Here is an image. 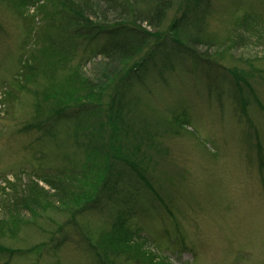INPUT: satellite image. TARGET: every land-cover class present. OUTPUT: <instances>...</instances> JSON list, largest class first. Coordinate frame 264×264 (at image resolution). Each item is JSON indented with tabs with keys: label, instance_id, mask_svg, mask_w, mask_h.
I'll return each mask as SVG.
<instances>
[{
	"label": "rangeland",
	"instance_id": "obj_1",
	"mask_svg": "<svg viewBox=\"0 0 264 264\" xmlns=\"http://www.w3.org/2000/svg\"><path fill=\"white\" fill-rule=\"evenodd\" d=\"M41 5L51 7L46 0H0V198L9 182L24 186L42 172L63 170L78 180L86 174L85 188L98 180L93 153L77 136L79 121L34 124L37 106L51 102L45 88L64 84L80 60L90 68L104 39L66 62L52 60ZM205 24L214 50L225 47L215 65L177 56L161 75L155 70L146 83L137 78L128 86L132 120L145 123L137 129L143 142L129 137L126 151L143 159L138 171L123 164L118 190L95 209L79 215L48 209L0 236V246L14 252L0 254V264H99L93 246H102L100 239L117 253L106 264H264V0H214ZM44 54L53 69L26 72ZM229 70L243 74L258 102L233 100L241 91ZM73 95L68 91L70 108Z\"/></svg>",
	"mask_w": 264,
	"mask_h": 264
},
{
	"label": "trees",
	"instance_id": "obj_2",
	"mask_svg": "<svg viewBox=\"0 0 264 264\" xmlns=\"http://www.w3.org/2000/svg\"><path fill=\"white\" fill-rule=\"evenodd\" d=\"M46 1L51 7L45 8L43 4L37 10L42 12L38 19L45 22L43 39L52 60L63 58L61 60L66 62L82 47L99 38L104 41L96 50L100 59L90 68L85 69L88 60L85 64V60H80L75 64L76 68L67 74L64 84H58L53 91L45 88L43 94L51 102L37 106L45 117H41L40 111L36 114L40 122L34 125L50 128V121L54 118L72 117L79 121L80 132L76 133L84 137V147L93 153L92 158L99 170L98 180L85 188L86 174L82 173L83 177L78 180L60 170L56 174L42 172L41 175L30 176L24 186L9 182L11 190L0 198L1 237L16 232L20 224L35 222L48 209L79 215L95 209L102 200L111 198L112 193L118 190V183L122 182V165L125 164L135 173L143 163V159H140V163L132 159L135 151L126 152L129 150V137L143 142L144 137L139 130L145 128L143 120H132L131 117L129 108L132 99L128 94L131 81L138 78L139 83H146L148 76H151L149 73L155 70V75H161L163 68L171 66L173 57L177 56L190 57L194 64L210 66L220 60L218 57L225 48L221 44L219 49L214 50L216 43L207 38L204 32L214 0ZM232 45L233 41L229 44V50ZM202 47L209 52L201 51ZM46 60L44 54L33 66L26 64V67L29 66L26 72L49 73L47 70L53 69L55 62L48 64ZM204 73L202 70L200 78L209 84L210 74ZM230 73L233 78L228 79L241 91L240 95L234 94L233 100L239 101V104L242 101L243 105L248 99L258 102L250 93L253 89L246 83L243 74L239 75L237 70ZM144 75L147 77L143 78ZM68 91L77 97L73 108H70L72 102L69 103ZM107 93L109 99L103 103L102 99ZM235 95H239L238 98ZM88 127L91 129L89 133L83 134ZM138 136H141L140 139ZM95 161L91 160V167L88 165L87 171L94 169ZM100 243L102 246L97 244L93 247L98 248L99 264H106L108 257L116 252L112 246H106L102 239ZM118 251L120 253V249ZM2 253L12 255L14 252L0 246ZM126 257L135 261L133 257Z\"/></svg>",
	"mask_w": 264,
	"mask_h": 264
}]
</instances>
